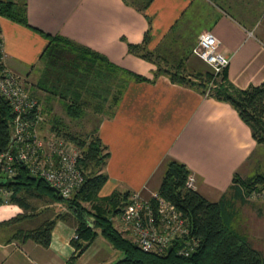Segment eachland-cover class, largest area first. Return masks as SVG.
<instances>
[{
	"label": "crops",
	"instance_id": "crops-1",
	"mask_svg": "<svg viewBox=\"0 0 264 264\" xmlns=\"http://www.w3.org/2000/svg\"><path fill=\"white\" fill-rule=\"evenodd\" d=\"M134 2L27 0L29 26L0 16L4 62L25 79L41 102L44 125L59 124L64 118L59 107L67 115L65 104L75 99L83 103L84 112L99 102L101 108H108L97 127L111 153L105 166L109 194L116 189L144 194L159 189L167 160L177 159L195 174L196 189L204 196L218 201L225 195L239 232L264 253V201L243 198L233 186L235 174L246 179L264 173V153L258 155L264 146L257 143L230 102L174 82L164 71L155 76L159 67L201 71L206 62L194 53V47L209 30L231 59L228 79L239 88L262 83L264 0H151L143 10ZM148 30L146 49L160 57L159 62L129 50V43H142ZM48 35L89 47L119 68L154 81H128L121 72L96 80L92 73L85 86L78 79L67 86L71 69H60L63 74L47 73ZM81 68L86 69L85 63ZM97 81L100 85L94 88ZM22 212L16 203L0 204V222ZM27 222L0 226V264H70L78 226L75 218L56 223L49 247L31 239L10 241L18 228L31 227L22 225ZM6 231L7 235L1 234ZM100 237L72 264L109 262L113 257L107 252L110 247ZM104 252L111 257L106 258Z\"/></svg>",
	"mask_w": 264,
	"mask_h": 264
},
{
	"label": "trees",
	"instance_id": "trees-1",
	"mask_svg": "<svg viewBox=\"0 0 264 264\" xmlns=\"http://www.w3.org/2000/svg\"><path fill=\"white\" fill-rule=\"evenodd\" d=\"M150 1L135 0L134 4L143 10ZM26 6L27 0H0V16L29 26ZM48 38L50 44L45 51V57L50 62L47 64V73L57 75L71 69L70 73L66 75L69 80L67 86L77 79L76 82L80 86H85L89 74L92 73L96 80L107 79L110 74L115 75L121 72L122 75L128 76V81H154V78L149 79L133 71L121 69L104 55L62 36L48 35ZM148 40L149 30L142 43H129V50L134 54L159 62L160 57L154 56L146 49ZM83 63H85L86 69L81 68ZM95 64L96 66H94ZM78 68H81L79 77L76 76ZM161 68L159 67L155 76L164 71L174 82L193 87L194 77H196L200 82L199 90L203 94L230 102L237 109L241 118L250 126L257 143L264 146V81L257 85L252 84L247 88H239L228 79L227 68H225L222 81L215 87L209 86L207 89V83L213 77L207 72L192 73L181 66L171 69ZM60 69L63 72H60ZM58 79L60 80L61 77ZM99 85V81L95 82L94 88H98ZM122 92L123 89L115 98V103L120 99ZM31 95L34 96L32 93ZM98 104L96 108H101L102 103ZM65 107L70 118H79L84 113V105L77 99L67 102ZM13 117L10 103L0 94V151L6 150L9 146ZM52 129H58L56 131L75 142L82 150L80 165L85 170V182L73 196L66 198L61 196L44 179L32 175L25 166H20L12 181L0 183V185L13 190L11 202L22 207L23 212L9 220L0 222V226H10L27 221L39 214L35 209L33 210L32 204L27 199L28 195L49 196L55 202H64L69 211L64 213L52 211L37 226L18 228L11 236L10 241L25 242L31 239L49 247L56 223L59 220L71 221L75 218L78 221L76 230L78 237L72 240L75 253L69 260L70 264L76 261L99 236L106 238L114 248L124 254L114 264H264V253L255 248L245 234L231 226L234 211L228 210L229 201L225 195L218 201H212L197 189L187 187V181L192 172L185 163L174 158H169L166 162L158 191L189 219L191 234L198 239V245L189 256L178 253L179 242L164 254L141 249L114 222V218L130 203L133 192L116 189L109 195H99L109 179L105 166L111 153L100 137L98 127L85 136L73 133L61 121L52 126ZM233 186L243 198H246V194H250L252 190L264 189V173H257L246 179L235 174ZM84 202L90 203L91 206H86Z\"/></svg>",
	"mask_w": 264,
	"mask_h": 264
},
{
	"label": "built area",
	"instance_id": "built-area-1",
	"mask_svg": "<svg viewBox=\"0 0 264 264\" xmlns=\"http://www.w3.org/2000/svg\"><path fill=\"white\" fill-rule=\"evenodd\" d=\"M194 53L216 73H222L231 61L212 31L200 36ZM0 94L8 100L14 114L9 146L0 151V178L12 181L20 166H25L32 175L56 188L61 196H73L85 182V170L80 165L82 150L75 142L44 125L46 114L40 101L6 66L1 39ZM187 187L197 188L195 174L189 175ZM12 194V189L0 185L1 204L10 203ZM249 196L264 199V189H254ZM118 216L122 230L131 232L145 251L164 254L179 242L178 253L189 256L198 245V239L191 234L189 219L158 190L149 194L134 191L130 203Z\"/></svg>",
	"mask_w": 264,
	"mask_h": 264
},
{
	"label": "rangeland",
	"instance_id": "rangeland-1",
	"mask_svg": "<svg viewBox=\"0 0 264 264\" xmlns=\"http://www.w3.org/2000/svg\"><path fill=\"white\" fill-rule=\"evenodd\" d=\"M209 31V30H208ZM203 34V33H202ZM1 36V34H0ZM1 38V37H0ZM200 38V37H199ZM198 38V40H199ZM198 42V41H197ZM197 44V43H196ZM7 66V65H6ZM8 67V66H7ZM186 71L188 72H192L193 71L191 69H189L188 67H183ZM11 69V68H10ZM161 69H165V68H161ZM168 69H171V68H168ZM201 71L203 72H207L208 74L210 75H213L212 79L207 83V89L209 88V86H213L215 87L216 85H218L220 83V81H222V75H223V72L222 73H216L215 70L213 69V67L211 65H209L208 63H204L202 67L199 68ZM12 70V69H11ZM13 71V70H12ZM15 73V75L18 76V78L23 82V84L28 87V83L25 81V79L17 74L15 71H13ZM200 85V82H199V79L194 77V87L200 89L199 87ZM94 104V103H93ZM59 114H61L64 118H61L62 121L61 122H64V124H66L68 126V129H70V131H72L73 133L75 134H79V135H82V136H85L87 135L89 132L93 131L94 129H96L98 123H99V120L100 118L106 114V112H108V108H96L95 105H89L87 108H86V112H84L79 118H70L69 116H67L64 112L63 109H61V107H59ZM49 124L46 123V127H48L47 125ZM52 125V123H51ZM51 127V126H50ZM263 152V150H259L258 152V155H261ZM258 159H261L257 156ZM263 162V160H260ZM264 163V162H263ZM158 190V189H157ZM157 190H152V191H157ZM111 194V193H110ZM149 194V193H148ZM100 196H106V195H109V192H108V185H105L104 188L100 191L99 193ZM248 196V198L250 197L249 194H246ZM28 198V201L32 204V207H33V210L35 209L37 211V213H39L37 216H33L31 217L29 220V222L27 223H22L23 226H31V227H35L38 225V223L36 222H33V221H42L44 220L47 215L52 212V211H60L61 213H64V212H68L69 209L67 207V205L64 203V202H55L53 201L49 196H39V195H28L27 196ZM252 198V197H250ZM254 199V198H252ZM259 200L261 201H264V199L260 198ZM12 203V202H10ZM86 206H91L90 203L88 202H84ZM1 204V203H0ZM235 221V220H234ZM234 221L232 220L231 221V226L236 229L237 231H240L239 228L235 225ZM236 221H238V218L236 219ZM94 222V221H93ZM114 222L116 224V226L122 230V222L120 220V217L119 216H116L114 218ZM19 226V224H18ZM123 231V230H122ZM125 233V235L129 238H131L134 242V237H133V234L128 231H123ZM2 233H6L7 235V231L6 232H1ZM4 235V234H3ZM75 238V237H74ZM100 239H103L104 242L109 245L110 247V250H106L107 252L110 253L111 256H113L110 259L109 262H107L106 264H114V262H116L117 260L121 259L124 254L118 250L117 248H114L113 245L104 237H100ZM112 250V251H111ZM114 251V252H113ZM107 252H104V255L107 256ZM108 255L109 257H106V258H110L111 256ZM107 260V261H108Z\"/></svg>",
	"mask_w": 264,
	"mask_h": 264
},
{
	"label": "water",
	"instance_id": "water-1",
	"mask_svg": "<svg viewBox=\"0 0 264 264\" xmlns=\"http://www.w3.org/2000/svg\"><path fill=\"white\" fill-rule=\"evenodd\" d=\"M8 180L6 178H0V183H6ZM55 190L59 193V191L55 188ZM172 248V247H170Z\"/></svg>",
	"mask_w": 264,
	"mask_h": 264
}]
</instances>
